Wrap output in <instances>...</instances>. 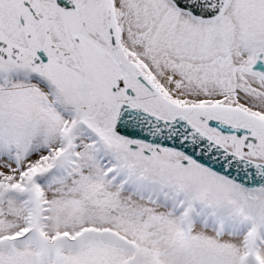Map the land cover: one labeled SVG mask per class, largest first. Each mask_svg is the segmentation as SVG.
<instances>
[{
  "label": "snow or ice",
  "instance_id": "1",
  "mask_svg": "<svg viewBox=\"0 0 264 264\" xmlns=\"http://www.w3.org/2000/svg\"><path fill=\"white\" fill-rule=\"evenodd\" d=\"M0 264H264V0H0Z\"/></svg>",
  "mask_w": 264,
  "mask_h": 264
}]
</instances>
